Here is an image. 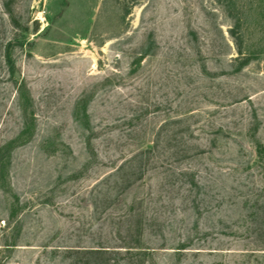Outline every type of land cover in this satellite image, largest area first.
<instances>
[{"label":"rangeland","instance_id":"374dc122","mask_svg":"<svg viewBox=\"0 0 264 264\" xmlns=\"http://www.w3.org/2000/svg\"><path fill=\"white\" fill-rule=\"evenodd\" d=\"M264 0H0V264H264Z\"/></svg>","mask_w":264,"mask_h":264},{"label":"trees","instance_id":"16d2710c","mask_svg":"<svg viewBox=\"0 0 264 264\" xmlns=\"http://www.w3.org/2000/svg\"><path fill=\"white\" fill-rule=\"evenodd\" d=\"M260 154H264V148L261 147L259 150ZM78 254H83L84 256H90L93 264H111V259L106 256L111 252L104 247L92 248L88 250H76Z\"/></svg>","mask_w":264,"mask_h":264}]
</instances>
